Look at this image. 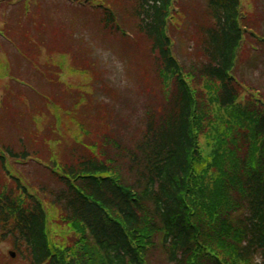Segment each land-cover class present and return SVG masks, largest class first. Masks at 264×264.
I'll list each match as a JSON object with an SVG mask.
<instances>
[{"label":"trees","instance_id":"16d2710c","mask_svg":"<svg viewBox=\"0 0 264 264\" xmlns=\"http://www.w3.org/2000/svg\"><path fill=\"white\" fill-rule=\"evenodd\" d=\"M42 1L28 19L39 35ZM92 1L109 37L118 29L106 8L130 12L134 41L121 42L138 55L125 67L136 88L154 99L140 110L141 127L129 147L114 137L104 104L92 118L100 127L89 146L53 153L23 146L24 137L2 144V239L30 264H264V95L233 75L236 62L251 54L245 45L238 52L244 37L264 52L259 0H188L193 7L182 15L192 26L176 21L177 32L188 35L184 53L194 50L188 65L174 57L166 33L173 0ZM7 2L13 0H0V8ZM196 3H203L199 11ZM18 29L33 37L20 21L9 20L4 31L19 41ZM82 63L76 69L91 70L105 92L97 66ZM38 132L31 133L32 144ZM28 158L57 170L42 171L31 185L9 177L8 161Z\"/></svg>","mask_w":264,"mask_h":264},{"label":"rangeland","instance_id":"374dc122","mask_svg":"<svg viewBox=\"0 0 264 264\" xmlns=\"http://www.w3.org/2000/svg\"><path fill=\"white\" fill-rule=\"evenodd\" d=\"M17 1L20 0H13L10 4L8 2V8L0 10L1 29L4 28L5 24L8 25L9 19H11L12 23L20 21V23L23 24L25 16L21 19L23 10L21 11L20 5L18 6L20 3L15 5ZM184 1L185 0H178L177 4H174L178 9L180 8L181 13L184 9L188 11V8L193 7L183 6ZM67 3L71 6L69 1H67ZM202 4L203 3L195 4V8H198L197 11H199V7ZM37 5L38 4L34 2L25 4L26 11L28 12L30 8L32 9L33 6ZM44 5L45 7L41 5L42 10L54 6L49 17L50 19L46 21L41 20L38 23L42 27L41 31L44 32V36L40 37L38 34L39 30H37L38 26L35 25L33 26L34 29L32 28L33 37L26 36L21 29L15 30L14 33L17 32L20 36V42L10 36L6 37L1 35L2 37H0V58L7 60L11 65L10 69L6 67L4 70L0 59V109L1 106H3L2 102L5 95L4 87L7 86V90H11L9 95L12 96V101L19 104L20 113L28 117L31 122H36L38 120L43 122L42 118L50 117L46 126V136L51 139L48 142L51 147L58 144H60L61 147L75 144L84 146L83 143L85 144L86 141H89L88 139L94 138L95 135H97L96 131H98L100 125L94 122L93 119L86 120L80 112V109L84 105L87 107V104L84 103V100H86L85 97L92 93L91 85L93 79L89 74L93 73L91 70H86L80 74L76 73L70 61V56L66 54L68 44L72 45L76 42V44H80L79 46H81V48L86 49V53L99 65V72L103 75L102 82L106 84L103 99L98 98L99 95L102 98V92H100L99 89L93 88V94L91 96V100L93 98L92 102L104 103L108 110L112 111L110 112V121L114 126V137L116 136L118 142H122L125 146L129 147L136 141L138 136L137 128L141 127L142 113L140 110L143 109V105L149 101V98L154 99L150 92L141 91L138 84L136 88L134 77L125 67V62L131 57L120 56L118 52L121 45L119 39H116V41L115 39L108 38L106 34L102 32V28L98 25V22L95 21L94 17H92L91 14L86 15L82 13L80 6L74 4L71 14L74 16L75 22L82 19L79 17L82 16V14L87 16L83 20L89 22L90 25L83 34L85 37L83 42L78 37V32L84 30L83 27L75 26L72 22L67 24L62 22L63 17L67 15H65V5L60 3V0L49 1ZM257 7L259 8L261 17L264 16V0L257 4ZM80 12L82 14H80ZM119 13L121 14L119 15L117 13V17L121 24V28L128 31L131 30V28H127L130 24L131 26L129 27L133 25L130 12L123 13L119 11ZM47 15H49L48 11ZM178 19L182 20V15H180ZM183 22L187 26H192V23L189 25L186 18H184ZM261 25H264V21H262ZM55 28L62 31L63 37L61 40L52 39L51 35L47 36L48 32H51ZM74 29H77L76 35L74 34ZM170 35L176 43V48L173 52L176 53L182 64L188 65L189 60L193 59L192 52H194V50L190 49L188 54L184 53L185 48L182 46V42L185 44L188 36L187 33H179L176 28H172ZM21 36L24 37V40ZM36 37L40 40H36ZM26 40L31 41L27 43ZM72 47L74 53L79 51L78 45H76L77 48L74 46ZM125 52H129L128 49H125ZM9 55H12L10 59L8 58ZM80 56L81 58L78 63L83 66L82 61H84V59L89 61V59L88 57H84L83 53ZM15 63H20L25 66H21L24 71L22 74L13 73L12 67H14ZM256 64H258V66ZM94 73L98 72L95 71ZM235 73L239 79L241 78L249 85L257 87V89H259L262 84L264 87V56H260V58L254 57L251 61H248V63L245 62V64H240L239 69L235 71ZM9 76L20 81L23 87L21 86L18 88L19 92L11 89L12 85L8 84L10 80ZM38 81H48L53 86L47 89H40V84H35L38 83ZM93 85L94 87L96 86L95 84ZM63 95L69 97L68 108H65L67 107L66 102H64L66 104L64 108L60 107L58 104L59 101H66V97ZM28 96L40 98L42 102L41 105L36 104L34 100H28ZM89 108L92 110L90 113L95 117L96 114L92 106ZM9 128L14 132L15 136H31L29 128L16 126L14 123L10 125ZM58 129L63 133L61 136L58 135ZM96 138L101 140L99 136ZM51 151L54 153V149H51ZM19 168L21 169L20 166L17 167V169ZM29 173H31L32 176H37L36 171L33 169H30ZM22 181L24 182L23 179ZM9 248V244L5 242L0 243V256L4 257ZM157 258L159 259V257ZM157 258L155 259L156 262H158ZM16 264L26 263L18 262Z\"/></svg>","mask_w":264,"mask_h":264}]
</instances>
